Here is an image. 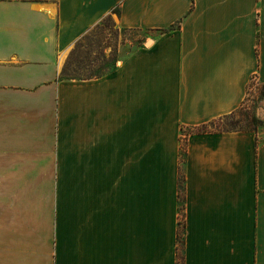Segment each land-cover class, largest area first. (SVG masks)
Instances as JSON below:
<instances>
[{
	"label": "crops",
	"instance_id": "crops-1",
	"mask_svg": "<svg viewBox=\"0 0 264 264\" xmlns=\"http://www.w3.org/2000/svg\"><path fill=\"white\" fill-rule=\"evenodd\" d=\"M107 16L146 42L59 79ZM262 85L264 0H0V264H177L181 224L183 264H264V126L188 135L178 200L181 131Z\"/></svg>",
	"mask_w": 264,
	"mask_h": 264
},
{
	"label": "rangeland",
	"instance_id": "rangeland-1",
	"mask_svg": "<svg viewBox=\"0 0 264 264\" xmlns=\"http://www.w3.org/2000/svg\"><path fill=\"white\" fill-rule=\"evenodd\" d=\"M145 42L146 34L144 32L119 27L114 16H111L109 20L104 18L72 46L61 65L59 75L63 70L68 77L76 79L104 74L113 67L114 63L117 66L121 59L128 57L137 46ZM61 77L66 76L62 75ZM261 90L263 89L259 88L258 93ZM256 106V98H251L247 104L236 111L234 117L220 121L218 127L222 130H229L231 127L236 130L257 128L251 122V117H256ZM256 119L258 118L256 117ZM181 146L185 147L183 139ZM116 170L118 173H128L129 168H116Z\"/></svg>",
	"mask_w": 264,
	"mask_h": 264
},
{
	"label": "trees",
	"instance_id": "trees-1",
	"mask_svg": "<svg viewBox=\"0 0 264 264\" xmlns=\"http://www.w3.org/2000/svg\"><path fill=\"white\" fill-rule=\"evenodd\" d=\"M111 13L115 14L116 16H119V10L118 8H115L111 11ZM108 20L110 19L109 16L105 17ZM85 36V35H84ZM83 36V37H84ZM116 68L115 63L113 64V67L106 73L101 74V75H95L93 77H100L103 76L111 71H113ZM66 76V77H61V76ZM59 79H76V78H71L68 77V75H66V73H64V70L62 71V74L59 75L58 77ZM91 78V77H90ZM261 88L264 90V85L261 86ZM261 90L259 92V97L260 98H264V91ZM236 115V111L233 112L232 114L228 115V116H224L218 120L212 121L210 123L207 124H203L201 126H197L194 128H188L187 129V133L186 135H190V134H195V133H207V132H220V131H249V130H255V129H245V130H236L233 127H231V129L229 130H222L218 127V123L226 118L229 117H234ZM251 122L257 126V127H262L264 126V122L256 119L255 116L251 117ZM185 142V141H184ZM184 159H185V147L182 148L181 146V155H180V167H179V177H178V200H179V209L182 212V209L184 208V201H185V196H184V173H183V163H184ZM182 250H183V224H181L178 228V233H177V253H176V261L177 264H183V255H182Z\"/></svg>",
	"mask_w": 264,
	"mask_h": 264
},
{
	"label": "built area",
	"instance_id": "built-area-1",
	"mask_svg": "<svg viewBox=\"0 0 264 264\" xmlns=\"http://www.w3.org/2000/svg\"><path fill=\"white\" fill-rule=\"evenodd\" d=\"M255 87H256L255 78H252L248 86L247 96H250V94L253 92ZM186 133H187V130L184 128L181 134V142H182V139L183 141H185L186 137L188 136L186 135Z\"/></svg>",
	"mask_w": 264,
	"mask_h": 264
},
{
	"label": "bare ground",
	"instance_id": "bare-ground-1",
	"mask_svg": "<svg viewBox=\"0 0 264 264\" xmlns=\"http://www.w3.org/2000/svg\"><path fill=\"white\" fill-rule=\"evenodd\" d=\"M247 91H248V90H247ZM250 96H251V94H250ZM250 96H247V98L250 97Z\"/></svg>",
	"mask_w": 264,
	"mask_h": 264
}]
</instances>
